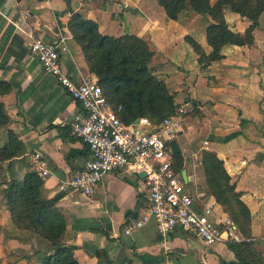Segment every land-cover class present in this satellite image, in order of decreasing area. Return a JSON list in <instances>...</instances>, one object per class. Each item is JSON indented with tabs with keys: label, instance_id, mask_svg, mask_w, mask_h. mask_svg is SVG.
<instances>
[{
	"label": "crops",
	"instance_id": "obj_1",
	"mask_svg": "<svg viewBox=\"0 0 264 264\" xmlns=\"http://www.w3.org/2000/svg\"><path fill=\"white\" fill-rule=\"evenodd\" d=\"M72 12L95 20L103 34L132 33L145 39L160 55V66L153 71L175 101H198L204 115H185L175 138L183 155L186 186L198 205L211 202L218 215H230L208 191L196 159L203 149L213 150L249 210L243 224L249 236L237 225L240 239L234 240L239 243L235 249L226 239L208 246L180 230L161 234L152 219L125 234L123 226L146 203L142 177L133 171L103 174L90 198L78 188L61 187L89 154L85 142L70 132V122L81 107L43 70L28 42L30 34L54 40L59 32L65 33L69 50L62 54L63 67L73 78L92 74L68 28ZM224 17L234 31L243 32L250 24L230 9ZM257 20L252 43L225 44L221 58L202 66L184 36L193 37L209 53L208 15L181 12L172 19L156 0H0V79L10 86L0 94L10 118L7 126H0V144L11 128L23 146L18 156L0 161V244L13 234L11 229L21 231L11 221L3 188L8 179H21L34 170L32 153L39 150L49 170L41 176V193L51 197L62 192L56 206L66 221L63 240L75 246L73 254L80 264H234L239 258L249 260L243 264H264V11ZM233 131L238 134L222 140ZM34 251L19 260L39 253Z\"/></svg>",
	"mask_w": 264,
	"mask_h": 264
},
{
	"label": "trees",
	"instance_id": "obj_2",
	"mask_svg": "<svg viewBox=\"0 0 264 264\" xmlns=\"http://www.w3.org/2000/svg\"><path fill=\"white\" fill-rule=\"evenodd\" d=\"M156 1L172 19H177L184 10L210 16L212 21H209L205 29L207 42L212 47L209 53H206L193 37L184 36L185 41L198 53L197 59L202 66L221 58L223 56L221 48L225 44L252 43V30L258 24L259 14L264 11V0H216L214 3L210 0ZM225 7L250 21L243 32L234 31L228 26L223 11ZM68 28L79 44L89 70L98 77V83L111 105L114 107L121 105L118 115L124 122H130L138 116H147L152 122L157 123L175 111L178 104L174 103V95L168 90L165 81L158 78L147 64L152 51L148 49L145 39L132 33L119 36L103 34L95 20L86 18L78 12L71 13ZM9 88L8 83L0 79V94L7 92ZM191 102L192 108L186 112L187 115L203 116L198 101ZM9 120L0 101V126L7 125ZM237 134L238 131L230 132L223 136L222 140L227 141ZM22 152L23 146L18 135L8 129L7 140L0 146V161L16 157ZM173 155V167L181 171L182 153L178 151ZM200 162L208 191L229 212L245 236H249L243 228V224L249 220L248 207L235 190L234 182L225 170L222 159L213 150L203 149ZM42 183L41 176L33 169L27 170L21 179L7 180L3 196L11 220L17 228H32L49 240L51 249L45 253L43 264H80L73 254L75 246L63 240L66 221L56 206L62 192L44 197L41 193ZM228 243L234 249L235 244H239L234 240H228ZM236 253L240 254L239 251ZM100 254L98 252L99 256ZM232 263H249V260L239 258L238 262Z\"/></svg>",
	"mask_w": 264,
	"mask_h": 264
},
{
	"label": "built area",
	"instance_id": "obj_3",
	"mask_svg": "<svg viewBox=\"0 0 264 264\" xmlns=\"http://www.w3.org/2000/svg\"><path fill=\"white\" fill-rule=\"evenodd\" d=\"M35 30H40L38 25ZM30 35L28 47L43 70L53 75L81 107L70 122V132L85 142L89 154L82 168L61 187L78 188L90 198L107 172L133 171L139 175L144 172L141 177L146 203L123 226L125 234L152 219L161 234L180 230L200 238L208 246L219 240L240 239L232 217L218 215L211 202L198 205L181 171L173 167L170 140L182 130L185 113L192 108L191 100L179 103L173 113L157 123L147 116L124 122L118 115L121 105H111L92 74L73 78L63 67L62 54L69 50L67 34L59 32L54 40H46L39 33ZM32 157L37 174L46 175L49 170L42 152L36 150Z\"/></svg>",
	"mask_w": 264,
	"mask_h": 264
},
{
	"label": "rangeland",
	"instance_id": "obj_4",
	"mask_svg": "<svg viewBox=\"0 0 264 264\" xmlns=\"http://www.w3.org/2000/svg\"><path fill=\"white\" fill-rule=\"evenodd\" d=\"M210 1H211V3H214L216 0H210ZM226 9H229V8L225 7V9L223 11L225 12ZM182 12H191L192 13L195 11L187 10V11H182ZM210 21H212L211 18H210ZM148 49H151L152 53H151V56H149V59H147V64H148L150 70L158 78H161L153 71V69L156 66H158V67L160 66L159 65L160 64V55L153 48H151L149 46V44H148ZM151 61L154 63L152 64ZM92 76H94L96 78V80L98 81V77L95 75V73H92ZM185 100H189V99H185ZM174 103L179 104L181 102L175 101V99H174ZM185 115L187 116V113H185ZM7 125H4L3 127H5ZM8 129L13 131V129L7 128L6 134H5L6 135L5 139H7V130ZM14 133H16V132H14ZM202 137L203 136H200V138H202ZM2 144H0V146H2ZM182 157H183V155H182ZM200 157H201V154H200V156L198 155V157L196 156L198 163L201 160ZM183 161L184 160H182V163H183ZM13 178H15V177H12V179ZM20 230L21 231H19V233H16L18 231H14L13 229H11V232H13V234L12 235L9 234L8 238L5 239L4 241H2V243L0 244V264H43V259H44L45 253L49 252L51 249L49 240L46 237H44L42 234H40L39 232L34 231L32 228H30V229L21 228ZM33 250H39L40 252L33 255L30 259L28 258L27 261L19 260L22 255L30 253Z\"/></svg>",
	"mask_w": 264,
	"mask_h": 264
},
{
	"label": "water",
	"instance_id": "obj_5",
	"mask_svg": "<svg viewBox=\"0 0 264 264\" xmlns=\"http://www.w3.org/2000/svg\"><path fill=\"white\" fill-rule=\"evenodd\" d=\"M136 120H137V118L135 119V121ZM170 145H171V147L173 149V152L176 153V152L179 151V146H178V144H177L175 139L170 140ZM143 174H144V172H140V175H143ZM181 175H182L184 181L187 182L188 181V177H187L186 170L184 168L181 169Z\"/></svg>",
	"mask_w": 264,
	"mask_h": 264
}]
</instances>
